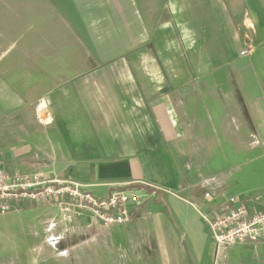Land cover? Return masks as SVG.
<instances>
[{
	"label": "crops",
	"instance_id": "crops-1",
	"mask_svg": "<svg viewBox=\"0 0 264 264\" xmlns=\"http://www.w3.org/2000/svg\"><path fill=\"white\" fill-rule=\"evenodd\" d=\"M244 1L259 28L264 0ZM60 2V13L52 7V18L20 28L21 12V48L11 70L2 67L0 95L11 101L10 89L32 121L0 162L83 183L100 200L124 189L147 195L128 222L109 227L87 214L66 223L55 203L18 205L0 215V264H264V241L218 247L196 208L208 192L206 215L230 196L259 210L264 192L200 195L179 168L210 125L228 139L264 136V93L229 86L241 75L232 50H242L223 0Z\"/></svg>",
	"mask_w": 264,
	"mask_h": 264
},
{
	"label": "rangeland",
	"instance_id": "rangeland-1",
	"mask_svg": "<svg viewBox=\"0 0 264 264\" xmlns=\"http://www.w3.org/2000/svg\"><path fill=\"white\" fill-rule=\"evenodd\" d=\"M223 2L226 11L230 14L234 29L240 34L241 50L246 51L245 54L239 55L235 47L232 50V54L236 57L234 66L241 75L231 81L229 79L228 81L231 82L229 86L264 93V22L260 25V29L255 28L254 10L244 0H223ZM61 4L60 0H0V59L3 55L8 56L0 65V73L2 67L6 71L11 70L13 64H10L9 57L14 56L21 48L16 37L21 12H24L25 16L20 20V28L32 23L37 19V15H42V18H52V7L60 13ZM51 25L52 23L49 27ZM3 33L6 35L5 41L9 43L5 48L1 43ZM33 33L37 34V31ZM29 35L31 37L32 32H29ZM82 36L85 37L83 32ZM47 49L46 46L37 49L26 48V52L32 54L33 51H38V54H41ZM4 74L5 77L8 76V73L4 72ZM10 93L12 91L8 89L9 96L6 97L12 101L13 96ZM4 99L5 96L0 95V158L6 152L11 153L13 146L17 147L19 139L23 138L21 133H24V129L28 128V123L32 121L29 111L23 113L14 108L11 101ZM228 111L233 110L229 108ZM18 123H23L25 126L17 127ZM205 134L208 135L206 138L209 140L195 142L194 151L190 156L178 160L185 182L196 188L200 195L207 191L204 188L212 191L216 186L215 189H218V193L222 196L226 193L225 190L239 191L242 187L253 189L256 193L264 192V136H259V140L253 143L249 140L255 137L244 136V140L228 139L225 137L224 127H214V125H210Z\"/></svg>",
	"mask_w": 264,
	"mask_h": 264
},
{
	"label": "built area",
	"instance_id": "built-area-1",
	"mask_svg": "<svg viewBox=\"0 0 264 264\" xmlns=\"http://www.w3.org/2000/svg\"><path fill=\"white\" fill-rule=\"evenodd\" d=\"M84 187L83 183L42 171H8L0 162V215L15 210L18 205L55 203L66 223L87 214L109 227L128 222L131 209L141 205L147 195L142 189H124L100 200L85 192ZM209 199L210 194L206 192L196 208L218 247L264 241V208L251 210L237 197L230 196L221 213L209 216L199 210Z\"/></svg>",
	"mask_w": 264,
	"mask_h": 264
}]
</instances>
